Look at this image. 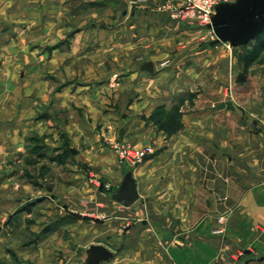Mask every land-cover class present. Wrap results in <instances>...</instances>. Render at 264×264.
I'll return each instance as SVG.
<instances>
[{"label": "rangeland", "instance_id": "rangeland-1", "mask_svg": "<svg viewBox=\"0 0 264 264\" xmlns=\"http://www.w3.org/2000/svg\"><path fill=\"white\" fill-rule=\"evenodd\" d=\"M150 3L21 1L20 20L15 22L21 29L13 37L16 43L0 48V121L21 120L22 134L21 151L7 153V166L0 170V181L7 175V183L21 184L15 185L0 204V261L85 264V248L106 237L115 239L111 241L113 256L100 264H160L158 248L176 242L173 237L162 238L156 232L158 227H174V205L165 210L169 223L160 224L156 217L152 223L129 218L113 234L104 224L110 219L105 204L89 197V187L96 185L109 192L111 178L137 169L154 152L152 143L143 142V137L136 141L126 138L125 126L132 125L136 131L140 129L136 127L151 125L165 137L176 133L183 126L182 114L205 104L204 100L209 98L197 96L196 89L222 84L226 91L217 98H225L240 110L247 99L244 92L258 86L249 77L250 72L264 73V51L251 65L252 71L248 68L245 79L238 80L242 72L236 74L231 59L226 66H211L205 55L195 57L194 51L201 46L207 48V37L212 40L214 35L195 19L173 17L170 9L180 5L157 2L154 7L166 10L171 19L190 22L194 29L202 28L200 33L183 34L182 39L173 41L166 35L160 38L152 26L142 32L141 17L134 14L146 10ZM169 48L179 58L177 64L169 66L172 70L168 74L183 78L179 82L182 88L176 94L168 88L161 89L170 83L168 76L153 78L141 69L145 60L159 55V65H168ZM244 50L242 46L233 48L241 55ZM157 89L164 90L162 96L151 95ZM168 92L169 104H164L161 99ZM162 121L164 129L160 126ZM6 135L8 138V131ZM57 155L63 160H53ZM109 167H117L114 177L105 175L104 169ZM261 168L264 171V158ZM13 169L21 173L11 175L9 171ZM150 195L158 200L153 191L128 207L148 200ZM166 196L173 201L175 195L170 192ZM155 207L157 211L158 205ZM93 212L102 216L88 214ZM60 217H64L65 223L56 224L51 230L50 223L61 221ZM147 226L155 232H142ZM244 252L232 251L229 260H236ZM229 260L218 264H229Z\"/></svg>", "mask_w": 264, "mask_h": 264}, {"label": "crops", "instance_id": "crops-1", "mask_svg": "<svg viewBox=\"0 0 264 264\" xmlns=\"http://www.w3.org/2000/svg\"><path fill=\"white\" fill-rule=\"evenodd\" d=\"M21 1L0 0V48L11 47L16 43L13 37L14 33L21 29V26L15 23L20 20ZM150 2L146 10L134 14L141 17L139 29L142 32L152 26L159 32L160 38L166 35L168 40L173 41L182 39L183 34L201 32L202 28L194 29L190 22L171 19L166 10L154 7L157 2L178 6L179 0ZM17 38V42H20V38L18 36ZM210 40L207 37V48L201 46L194 51V54H197L195 57L199 59L205 55L211 66H226L231 59L230 63L233 64L236 74L243 71L241 54L235 53L234 47L228 46L227 43L210 45ZM172 48L166 50V55H171L168 65L164 67L159 65L161 55L148 58L143 63L147 61L152 63L153 71L148 74L153 78L168 76L170 83L167 82L161 89L168 88L170 93L176 94L182 88L179 82H182L183 78L177 74H168L169 70H172L169 66L177 64L179 58L176 57L178 54L173 53ZM250 67L249 70L252 71ZM249 77L258 83V86L244 92L247 99L243 100L245 104L240 110L225 98H217L226 91V86L218 84L205 87L203 90L196 89L197 96L209 98L204 100L205 104L200 103L195 109L184 112L182 128L168 137L161 131L153 130L151 125L146 128L136 127L140 128L136 131L131 128L132 125L125 126L126 138L131 137L134 141L143 137V142L152 143L154 148V152L137 169L128 170L135 180L138 199L143 194L154 191L157 192L158 200L154 201V195H150L148 200L135 207H128L112 199L111 194L120 184L124 174L116 178L113 172H116L117 167L105 168V175L114 177L110 179L112 190L104 192L98 186L91 185L89 197H94L98 203L105 204L110 219L104 224L110 232L113 234L117 232L129 218L146 219L148 223H152L156 217L160 224L169 223L170 220L164 217L165 210L168 206L174 205L176 207L173 213L174 227L169 230L161 227L156 229L162 238L169 236L176 241L173 246L158 248L156 255L160 264H218L223 259L229 260L228 255L232 251L245 252L236 260H229V264H264V171L261 168V161L264 158V73L250 72ZM171 84L174 86L171 87ZM156 92H152L151 95L160 96L164 90L160 92V89H157ZM169 92L167 95L163 94L165 97L161 101L164 100L162 101L164 104L169 102L167 100L170 97L166 98ZM222 102L224 106L216 108V105ZM20 128L21 120L0 121V170L7 166V153L19 154L22 149ZM10 172L11 175H19L21 170L13 169ZM5 177L0 181V204L3 197L12 188H16L15 185L21 186V184L12 186L7 183L9 180ZM170 192L175 195L173 201H169V197L166 196V193ZM155 204L158 205L157 211ZM60 220L50 223L51 230L56 224L65 223L64 217H60ZM150 227L143 228L142 232L147 231V234H151ZM217 228L221 231H216ZM151 231L155 232L153 228ZM113 240L115 241L101 237L89 245L100 243L113 251L111 246ZM229 246L234 249H230Z\"/></svg>", "mask_w": 264, "mask_h": 264}, {"label": "water", "instance_id": "water-1", "mask_svg": "<svg viewBox=\"0 0 264 264\" xmlns=\"http://www.w3.org/2000/svg\"><path fill=\"white\" fill-rule=\"evenodd\" d=\"M214 38L209 44L228 43L236 47L253 39L264 28V0H234L219 2L214 6L211 21L207 24ZM147 72L153 71L150 61L141 66ZM219 103L216 108H221ZM139 195L131 171H126L120 184L112 192L111 198L122 202L125 206L132 205ZM113 251L100 243H92L85 249V264H100L110 260Z\"/></svg>", "mask_w": 264, "mask_h": 264}, {"label": "built area", "instance_id": "built-area-1", "mask_svg": "<svg viewBox=\"0 0 264 264\" xmlns=\"http://www.w3.org/2000/svg\"><path fill=\"white\" fill-rule=\"evenodd\" d=\"M180 6L171 8L173 17L192 18L207 26L211 21V16L214 13V6L219 2H231L234 0H180ZM135 156V155H131ZM91 217H101L95 213H88Z\"/></svg>", "mask_w": 264, "mask_h": 264}, {"label": "trees", "instance_id": "trees-1", "mask_svg": "<svg viewBox=\"0 0 264 264\" xmlns=\"http://www.w3.org/2000/svg\"><path fill=\"white\" fill-rule=\"evenodd\" d=\"M241 46L245 47V50L241 55L243 60V71L241 74L238 75V80L243 81L245 79L244 76L248 71V68L259 59L261 53L264 51V28L253 39L249 40L247 43ZM170 110H172V108ZM160 126L163 129L165 128L164 121H162V124ZM60 158L61 155H57L53 158V160L62 161L63 159ZM0 264H12V263L0 261Z\"/></svg>", "mask_w": 264, "mask_h": 264}]
</instances>
